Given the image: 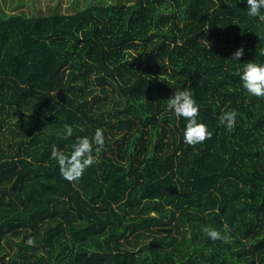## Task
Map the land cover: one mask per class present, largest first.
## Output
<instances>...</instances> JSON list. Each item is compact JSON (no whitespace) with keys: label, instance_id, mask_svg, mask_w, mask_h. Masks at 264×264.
Returning a JSON list of instances; mask_svg holds the SVG:
<instances>
[{"label":"trees","instance_id":"16d2710c","mask_svg":"<svg viewBox=\"0 0 264 264\" xmlns=\"http://www.w3.org/2000/svg\"><path fill=\"white\" fill-rule=\"evenodd\" d=\"M61 5L0 12V264H264V98L234 75L264 65V21L246 0ZM184 89L213 134L195 147L166 110ZM97 128L105 150L70 183L52 146Z\"/></svg>","mask_w":264,"mask_h":264},{"label":"clouds","instance_id":"9594fccd","mask_svg":"<svg viewBox=\"0 0 264 264\" xmlns=\"http://www.w3.org/2000/svg\"><path fill=\"white\" fill-rule=\"evenodd\" d=\"M246 5L249 17L259 18V20L264 21V14L261 12L264 9V0H246ZM243 55L244 48L240 47L233 53L231 59L239 61ZM258 55L264 56V49H259ZM234 75L239 76L243 88L251 96L264 98V65L249 61L245 64L242 71L237 69ZM166 110L178 118L183 117L187 121L184 130V142L187 145L195 147L197 144H202L206 140L211 139L213 134L209 131L208 126L197 121L200 107L189 90L184 89L174 92L167 99ZM237 115L238 113L235 109L224 111L219 117L220 125L226 127L230 133L235 131ZM62 135L64 139L71 137L73 135V127L65 124ZM104 150V130L97 128L91 138L87 136L80 137L70 155H65L53 145L50 158L57 161L61 175L71 183L82 179L85 170L97 162L99 154ZM201 231L213 241L220 240L224 243H229L231 239L229 235L222 234L220 230L215 228L204 226ZM224 231L227 232V226H225ZM26 244L34 246L35 239L29 237Z\"/></svg>","mask_w":264,"mask_h":264},{"label":"rangeland","instance_id":"374dc122","mask_svg":"<svg viewBox=\"0 0 264 264\" xmlns=\"http://www.w3.org/2000/svg\"><path fill=\"white\" fill-rule=\"evenodd\" d=\"M60 1V2H58ZM102 2V3H110L115 0H0V12H6V13H11V9L13 6H17L15 12H26L27 14H33L34 10L42 9V10H47V5L50 4V6H55L56 3L62 4L61 11H65L70 7V4L76 7L77 9H84L85 7L88 6V4L92 2ZM16 4V5H15ZM147 242H152V240L149 238ZM148 246V247H147ZM145 248L148 250L151 248L150 245H147Z\"/></svg>","mask_w":264,"mask_h":264}]
</instances>
